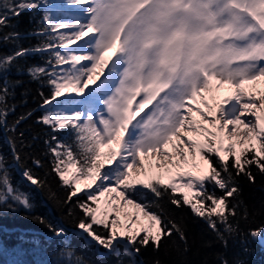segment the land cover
Listing matches in <instances>:
<instances>
[{"label": "snow or ice", "instance_id": "6c2138e0", "mask_svg": "<svg viewBox=\"0 0 264 264\" xmlns=\"http://www.w3.org/2000/svg\"><path fill=\"white\" fill-rule=\"evenodd\" d=\"M242 181L264 182V0H0V217L60 241L36 264H250L264 207Z\"/></svg>", "mask_w": 264, "mask_h": 264}, {"label": "trees", "instance_id": "16d2710c", "mask_svg": "<svg viewBox=\"0 0 264 264\" xmlns=\"http://www.w3.org/2000/svg\"><path fill=\"white\" fill-rule=\"evenodd\" d=\"M30 14H23L15 23L19 31L26 32L32 27V22ZM35 43L33 38L31 41L25 40L23 43L27 46L28 43ZM8 47H4V51H8ZM39 57H30L29 62H39ZM30 88V93L28 97V103L21 106L17 109V113L22 112L25 108H35L39 103V97L36 96V85H28ZM19 91V89H18ZM36 97V99H33ZM17 99H20L17 96ZM37 111L33 118L27 122L21 124V128L28 130L27 134L31 135L32 132L40 131V125L35 123V116L39 115ZM37 150L42 149V142L37 141L35 145ZM5 151H7V146L5 145ZM39 171V170H38ZM15 183H17L22 190L32 194L36 208L34 210V215H43L47 216L53 223L63 224L65 227H69L67 223L62 221L61 214L58 210L55 209L54 205L45 203L41 195L36 191L35 188L28 185L23 178L16 174ZM244 196L247 199L249 205H255L257 208L264 207V182H261L256 185H250L246 181H242ZM183 215L187 216L190 220L193 219L192 213L188 210H185ZM258 220L264 222V215L258 217ZM198 230L204 232V235L207 239H212V234L207 230L206 226L201 222H197L194 225ZM255 224L252 225H242V227L247 231L249 227H255ZM22 235H25L29 240L35 236L41 241V247L37 248L36 245L32 243H23L20 239ZM70 239H72L73 245L76 246L77 251L82 253L87 258L95 259L94 253L88 249L83 248V242L76 240L71 237V232L69 233ZM47 239L49 244H44L43 242ZM60 244V241L53 236L49 230L38 223H34L31 219H25L23 210L18 213L9 212L7 215L0 217V245H2L3 251L0 252V264H12V261L15 259H22L27 262V264H36L37 260L43 259L46 256V253L53 252L57 245ZM217 247H219L217 245ZM250 247L255 249V254L248 257L250 264H264V248L255 242L250 243ZM23 249V255L17 256L18 250ZM241 254L239 243L232 244L228 249L229 258ZM154 255L152 252L144 253L145 257ZM175 253H173V256ZM127 260V257H124ZM115 258H110L108 264H114ZM213 264V262H210Z\"/></svg>", "mask_w": 264, "mask_h": 264}]
</instances>
